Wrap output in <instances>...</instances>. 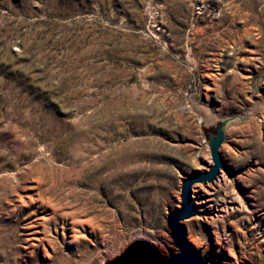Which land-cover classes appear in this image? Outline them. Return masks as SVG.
<instances>
[{
	"label": "rangeland",
	"instance_id": "374dc122",
	"mask_svg": "<svg viewBox=\"0 0 264 264\" xmlns=\"http://www.w3.org/2000/svg\"><path fill=\"white\" fill-rule=\"evenodd\" d=\"M211 134L227 172L193 185L187 240L264 264V0H0V264L178 253L168 216Z\"/></svg>",
	"mask_w": 264,
	"mask_h": 264
},
{
	"label": "water",
	"instance_id": "95a60500",
	"mask_svg": "<svg viewBox=\"0 0 264 264\" xmlns=\"http://www.w3.org/2000/svg\"><path fill=\"white\" fill-rule=\"evenodd\" d=\"M224 140V134H211L207 136L211 148L214 167L209 173L189 174L181 185L180 209L172 211L168 216V226L178 253H171L163 257L149 243L138 240L132 243L121 255L105 264H224L223 258L216 254L206 253L203 257L201 251L197 250L187 240V229L183 221L195 216L206 215L198 213L192 196V187L197 183L212 182L218 173L219 168L226 171L222 165L217 149ZM227 172V171H226Z\"/></svg>",
	"mask_w": 264,
	"mask_h": 264
},
{
	"label": "bare ground",
	"instance_id": "6f19581e",
	"mask_svg": "<svg viewBox=\"0 0 264 264\" xmlns=\"http://www.w3.org/2000/svg\"><path fill=\"white\" fill-rule=\"evenodd\" d=\"M88 204H80L78 207H72L69 204H56L55 206H52L53 210V216L50 218V220H56L57 213L64 212L66 209H70L71 211L69 213L63 214L62 217H69L73 219L71 221V226H76L78 224L75 220L81 217H88L89 219L87 221L79 222L81 225H88L91 228V232H95L99 227H102L100 231L103 230V226L100 225V220L98 219V212L95 211H89L87 208ZM45 221V220H44ZM46 222V221H45ZM97 225V227L95 226ZM230 264H239L236 261H229Z\"/></svg>",
	"mask_w": 264,
	"mask_h": 264
}]
</instances>
